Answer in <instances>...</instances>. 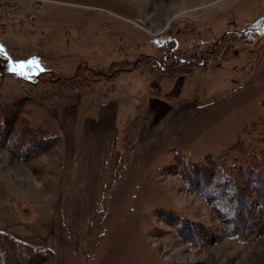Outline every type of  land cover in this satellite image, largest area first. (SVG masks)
Masks as SVG:
<instances>
[{
	"label": "rangeland",
	"instance_id": "rangeland-1",
	"mask_svg": "<svg viewBox=\"0 0 264 264\" xmlns=\"http://www.w3.org/2000/svg\"><path fill=\"white\" fill-rule=\"evenodd\" d=\"M26 1L25 10L29 11L32 4ZM44 3L43 12L32 21L23 20L17 32H0L3 49L0 102L31 97L28 119L32 125L61 136L56 126L60 112L67 111L65 106L73 105L78 99L60 85L38 82L37 76L45 78V72H51L55 78H66L75 75L80 67V77L91 80L93 72L102 73L100 67L133 61L137 53L162 57L168 52L178 59L191 55L201 58L205 54L207 64L237 65L224 78L226 92L236 94L220 114L201 123V129L186 139L184 144L188 147L182 151L176 149L181 155L194 160L207 154L218 155L239 136L244 137L243 129L258 120H263L264 130V28L259 25L264 22V0H47ZM221 36L224 49L217 52L227 54L219 60L210 59L206 54ZM142 38L148 42L142 43ZM171 39L172 44L168 42ZM163 42L167 43L162 47ZM29 61L39 62L43 71L35 70L33 74L34 69L27 67L24 71L28 78H25L9 70L10 65H27ZM119 74L123 72L116 75ZM179 77L182 76L149 81V84L156 92L155 88ZM120 79H112L110 85L98 90L92 86L88 94H83L82 102L98 103L108 94L121 100L127 92L123 93ZM94 111L92 107H82L79 113L86 117ZM120 111L124 115V109ZM212 112L207 113L213 116ZM252 136L257 137V133ZM63 149L64 141L60 140L47 154L25 163L0 150V205L4 204L0 206V219L7 214L6 207H11L8 204L21 208L23 203L25 211L17 215L20 224L28 225L23 232L31 236L32 225L39 223L36 221L41 210L46 212L50 206L46 200L70 192L73 166L63 165ZM176 154L173 150L139 170L123 164L126 160L122 157L112 179L103 187L84 233L80 228L75 231L74 225L65 221L72 234L75 264H264V233L242 240L228 237L202 199L188 194L179 177L165 175L163 170L178 160ZM63 176H67L66 181L62 180ZM66 196H62L63 214ZM68 208L74 217L76 205L69 204ZM163 211L179 213L189 220V225L199 226L211 238L191 244L181 235L187 238L195 230L191 226V232L187 226L177 230L175 224L164 223L158 217ZM18 231L22 233L21 229Z\"/></svg>",
	"mask_w": 264,
	"mask_h": 264
},
{
	"label": "crops",
	"instance_id": "crops-1",
	"mask_svg": "<svg viewBox=\"0 0 264 264\" xmlns=\"http://www.w3.org/2000/svg\"><path fill=\"white\" fill-rule=\"evenodd\" d=\"M21 14L25 15L26 10L21 11ZM20 29L5 31L13 33ZM8 40L13 42V39ZM142 40V43L148 42L145 38ZM141 55L145 54L137 53L132 60L135 61V57ZM230 63L227 66L224 62H210L189 76L179 77L155 88L156 92L146 77L137 71H122L123 75L93 81L85 88L71 91L78 99H75L73 105L65 106L67 111L64 109L60 112L56 126L61 136L48 130L58 136V143L64 141L61 154L63 165L73 166L70 192L67 196L61 192L46 200L50 206L46 212L41 210L36 221L39 223L32 225L31 236L23 232L28 225L20 224L17 215L25 211L23 203L22 210L8 204L11 207H6L7 214L1 218L3 222H0V231L33 246L51 249L54 258L50 264H75L72 234L65 221L72 223L75 231L80 228L81 233H84L83 229L94 212L103 187L112 179L123 158L126 160L123 164L139 170L160 156L173 150L180 153L183 147H188L184 144L186 139L192 138L201 129V123L220 114L221 109L236 94L233 91L226 92L224 78L237 67ZM106 68L100 67V70ZM45 73L52 76L55 74ZM119 77L121 86H124L123 93L127 92L121 100L108 94L102 96L98 103L82 102L83 94H88L92 86H97L98 90L101 86L106 87L114 80H119ZM82 107L94 108V114L81 117L79 111ZM121 109H124V115H121ZM209 111H213V116L207 113ZM65 169L69 171L67 167ZM62 180L66 181L67 176H63ZM62 196H66L64 214L61 209ZM69 204L76 205L74 217L68 208ZM36 216L35 213L34 218ZM30 220L33 222L32 218Z\"/></svg>",
	"mask_w": 264,
	"mask_h": 264
},
{
	"label": "trees",
	"instance_id": "trees-1",
	"mask_svg": "<svg viewBox=\"0 0 264 264\" xmlns=\"http://www.w3.org/2000/svg\"><path fill=\"white\" fill-rule=\"evenodd\" d=\"M259 25L264 28L263 21ZM223 38L213 45L206 56L214 60L226 56L225 51L220 54L217 52V49H224ZM173 41L171 39L168 42L172 44ZM166 43H161L162 47ZM161 45L160 48H162ZM207 61L205 54L201 58L191 55L186 59H178L167 52L162 57L142 55L135 61L113 62L103 69L102 73L93 72L94 78L91 80L80 77L79 67L76 74L70 77L52 76L49 79L46 75L45 78L39 76L37 81L60 85L67 91H73L85 88L93 81L112 78L118 72L137 71L148 78V81L159 82L178 76H189L205 67ZM30 102L32 98L29 96H20L7 103L0 102V150L10 154L20 163L47 154L57 145L59 139L56 134L47 129L30 123L28 119ZM262 123L263 120L252 122L243 129L244 137L239 136L226 151L218 155L207 154L194 160L177 153L178 160L163 170L167 176L179 177L188 194L202 199L209 206L224 233L228 237H236L239 240L264 233V146H262L264 130ZM253 133H257V137L254 138ZM245 137H250L251 140L248 141ZM158 217L168 225L175 224L177 230L180 226H187L190 232L191 228L195 230V233L187 238L181 235L186 241H192L191 244L200 239L204 241L205 238L206 240L211 238L207 233H203L199 226L189 225V220L177 212L163 211ZM53 258L51 249L33 246L0 231V264H49Z\"/></svg>",
	"mask_w": 264,
	"mask_h": 264
},
{
	"label": "built area",
	"instance_id": "built-area-1",
	"mask_svg": "<svg viewBox=\"0 0 264 264\" xmlns=\"http://www.w3.org/2000/svg\"><path fill=\"white\" fill-rule=\"evenodd\" d=\"M32 7L26 10L25 17L21 14L28 3L26 0H0V32L20 28L23 20H34L35 16L43 12L47 0H30ZM14 20V21H13Z\"/></svg>",
	"mask_w": 264,
	"mask_h": 264
},
{
	"label": "snow or ice",
	"instance_id": "snow-or-ice-1",
	"mask_svg": "<svg viewBox=\"0 0 264 264\" xmlns=\"http://www.w3.org/2000/svg\"><path fill=\"white\" fill-rule=\"evenodd\" d=\"M0 53H3V49L0 48ZM31 67L34 69L33 74H35V70L43 71L42 68L39 66V62L37 61H29L27 65L25 64H19V65H10L9 70L13 73H16L17 75L24 76L25 78H28V74L24 71L25 68Z\"/></svg>",
	"mask_w": 264,
	"mask_h": 264
},
{
	"label": "water",
	"instance_id": "water-1",
	"mask_svg": "<svg viewBox=\"0 0 264 264\" xmlns=\"http://www.w3.org/2000/svg\"><path fill=\"white\" fill-rule=\"evenodd\" d=\"M223 36L219 38V40L215 41L214 45L217 44L220 40H222ZM212 50V49H211Z\"/></svg>",
	"mask_w": 264,
	"mask_h": 264
}]
</instances>
